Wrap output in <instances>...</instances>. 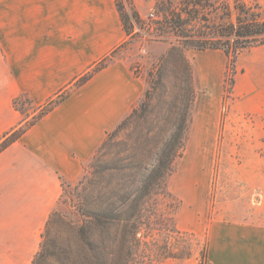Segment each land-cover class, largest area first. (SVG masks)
<instances>
[{"label":"crops","instance_id":"0c3cea01","mask_svg":"<svg viewBox=\"0 0 264 264\" xmlns=\"http://www.w3.org/2000/svg\"><path fill=\"white\" fill-rule=\"evenodd\" d=\"M134 5L139 11L136 0ZM126 39L113 0H0V139L23 119L14 109L16 98L25 95L40 106L67 93L0 152V264H31L62 183L80 179L106 134L140 100L145 84L123 59L70 88ZM185 54L205 97L193 106L187 139L197 129L200 140H212L226 56L221 50ZM236 71L229 120L248 114L264 119V45L242 50ZM254 171L264 189V175ZM242 204L244 213L212 219L208 264H264V197L260 208Z\"/></svg>","mask_w":264,"mask_h":264},{"label":"trees","instance_id":"16d2710c","mask_svg":"<svg viewBox=\"0 0 264 264\" xmlns=\"http://www.w3.org/2000/svg\"><path fill=\"white\" fill-rule=\"evenodd\" d=\"M128 1L115 3L127 37L133 22H140L136 11L128 13ZM239 11L234 23L220 25L214 39L176 34L179 46L170 47L160 56L148 74V87L142 98L106 134L74 186L80 198L77 212L81 222L73 238L66 241L52 235L50 228L58 217L52 211L31 264H161L167 259L190 257V252L172 248L168 241L159 246L151 238L158 230L153 228L157 220L152 205L158 196L172 197L167 180L187 141L195 81L185 52L221 50L228 67H233L242 50L264 45V17L257 19L244 8ZM115 52L96 62L70 88L83 85L105 68ZM167 81L172 82L171 87L166 86ZM229 81L232 83V79ZM66 94V90L62 91L40 106H35L25 95L16 98L13 106L23 119L0 139V152L59 104ZM25 103L30 111L22 107ZM169 227L166 229L169 236L185 238V233L175 224Z\"/></svg>","mask_w":264,"mask_h":264},{"label":"rangeland","instance_id":"374dc122","mask_svg":"<svg viewBox=\"0 0 264 264\" xmlns=\"http://www.w3.org/2000/svg\"><path fill=\"white\" fill-rule=\"evenodd\" d=\"M118 1L113 0L114 6ZM136 1L139 11L134 0H129L126 6L129 14L132 11L138 13L140 22H133L130 35L111 61L125 60L134 75L144 82L143 92L148 87V74L158 64L160 56L170 47L179 46L177 33L214 39L220 25L226 27L234 23L242 8L257 19L264 17V0ZM187 58L194 72L192 57ZM236 72V61L233 67H228L226 58L219 122L210 132L213 139L200 140L197 129L191 132L168 178L167 187L172 197L158 196L153 201L157 220L153 228L158 230L151 238L159 246L168 241L172 248L191 253L188 259H167L161 264H208L206 234L212 219L222 217L226 220L236 213H244V201L253 207H261L264 189L258 188V173L254 171L252 175L250 170L256 167L264 175V119L248 114L238 121L229 120ZM166 86L171 87L172 82L167 81ZM227 87L230 88L226 91ZM203 98L195 84L193 106L198 108ZM22 107L30 111L26 103ZM78 181L62 183L61 197L53 209L58 217L50 231L56 238L66 241L73 238L81 222L77 212L80 198L74 190ZM255 183L256 187H249ZM172 224L185 233V238L169 236L166 229Z\"/></svg>","mask_w":264,"mask_h":264},{"label":"built area","instance_id":"2783aa9c","mask_svg":"<svg viewBox=\"0 0 264 264\" xmlns=\"http://www.w3.org/2000/svg\"><path fill=\"white\" fill-rule=\"evenodd\" d=\"M152 16V15H151Z\"/></svg>","mask_w":264,"mask_h":264}]
</instances>
